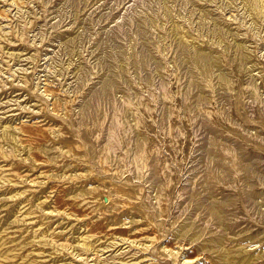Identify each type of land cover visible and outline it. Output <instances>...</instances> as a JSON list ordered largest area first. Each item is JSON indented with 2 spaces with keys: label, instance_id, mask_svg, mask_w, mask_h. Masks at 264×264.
I'll return each mask as SVG.
<instances>
[{
  "label": "rangeland",
  "instance_id": "rangeland-1",
  "mask_svg": "<svg viewBox=\"0 0 264 264\" xmlns=\"http://www.w3.org/2000/svg\"><path fill=\"white\" fill-rule=\"evenodd\" d=\"M0 264H264V0H0Z\"/></svg>",
  "mask_w": 264,
  "mask_h": 264
},
{
  "label": "bare ground",
  "instance_id": "bare-ground-1",
  "mask_svg": "<svg viewBox=\"0 0 264 264\" xmlns=\"http://www.w3.org/2000/svg\"><path fill=\"white\" fill-rule=\"evenodd\" d=\"M175 31H177V27H176ZM207 143L211 144V145H217L218 144V139L216 138L215 135L211 136V137L209 136ZM219 163H220V154L218 152H216L215 149H212L210 151L209 164H211V166L216 169L218 175H222L224 170H226L227 167L223 166L221 168L220 166H222V165H219ZM213 211L215 212V214L218 216L219 219L222 218L221 209L214 208Z\"/></svg>",
  "mask_w": 264,
  "mask_h": 264
}]
</instances>
